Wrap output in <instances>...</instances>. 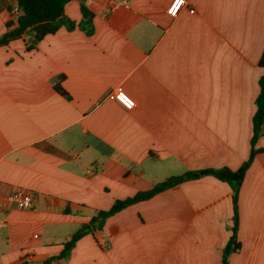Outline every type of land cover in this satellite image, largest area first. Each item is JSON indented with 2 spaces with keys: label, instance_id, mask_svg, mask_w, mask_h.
I'll list each match as a JSON object with an SVG mask.
<instances>
[{
  "label": "crops",
  "instance_id": "0c3cea01",
  "mask_svg": "<svg viewBox=\"0 0 264 264\" xmlns=\"http://www.w3.org/2000/svg\"><path fill=\"white\" fill-rule=\"evenodd\" d=\"M170 2L85 0L91 33L61 26L33 47L28 35L0 45V195H37L30 209L0 207V264H39L116 198L249 156L264 0H185L175 15ZM64 9L81 21L78 0ZM237 215L228 264H264V151ZM232 218L230 185L203 175L108 216L51 264H220Z\"/></svg>",
  "mask_w": 264,
  "mask_h": 264
},
{
  "label": "trees",
  "instance_id": "16d2710c",
  "mask_svg": "<svg viewBox=\"0 0 264 264\" xmlns=\"http://www.w3.org/2000/svg\"><path fill=\"white\" fill-rule=\"evenodd\" d=\"M69 0H15V13L11 12V7L7 8V16L4 20L6 30L0 36V45H5L9 41L21 38L25 35L31 36L29 47L35 44L46 34L54 33L61 26L72 29L75 26L81 27L87 33L92 30V11L85 4V0H78L82 14L81 21L76 23L65 13V3ZM259 66H264V49L257 61ZM55 90L64 96L66 91L59 85H54ZM255 110L252 116V135L250 138V152L239 167L232 169L227 166L220 168H201L186 170L183 173L170 175L154 184L151 188L141 190L124 198H116L107 209H99L87 221L82 223L71 235V238L63 243V248L58 255L50 256L39 264H51L55 258L67 257L76 241L85 234L93 233L103 227L105 219L124 207L140 200H145L159 191L174 186L188 179L198 178L203 175H212L226 181L232 189L233 218L231 234L227 243L222 248L221 263L228 264L229 255L240 249L237 240V195L241 181L246 169L249 167L257 152L264 151V147H255V141L264 132V76L258 78V92L254 100ZM68 212V208H64Z\"/></svg>",
  "mask_w": 264,
  "mask_h": 264
},
{
  "label": "built area",
  "instance_id": "2783aa9c",
  "mask_svg": "<svg viewBox=\"0 0 264 264\" xmlns=\"http://www.w3.org/2000/svg\"><path fill=\"white\" fill-rule=\"evenodd\" d=\"M184 4L185 0H171L167 11L171 15H175ZM189 12L193 13L194 9L190 8ZM36 200L37 195L34 192L18 187L7 195H0V207L12 202L20 208L30 209L34 206Z\"/></svg>",
  "mask_w": 264,
  "mask_h": 264
}]
</instances>
